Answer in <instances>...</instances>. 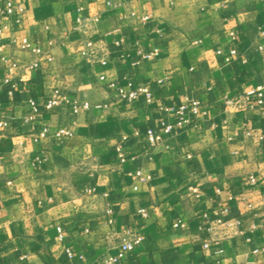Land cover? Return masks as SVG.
Instances as JSON below:
<instances>
[{"label": "crops", "instance_id": "crops-1", "mask_svg": "<svg viewBox=\"0 0 264 264\" xmlns=\"http://www.w3.org/2000/svg\"><path fill=\"white\" fill-rule=\"evenodd\" d=\"M36 47L53 62L29 70ZM7 75L0 264H97L127 231L143 240L117 264H264V101L245 97L264 86V0H0ZM188 100L201 112L180 126Z\"/></svg>", "mask_w": 264, "mask_h": 264}, {"label": "built area", "instance_id": "built-area-1", "mask_svg": "<svg viewBox=\"0 0 264 264\" xmlns=\"http://www.w3.org/2000/svg\"><path fill=\"white\" fill-rule=\"evenodd\" d=\"M13 10H14L13 5L11 2H9L6 12L10 15L14 12ZM26 43H27V41H26ZM91 45L92 44L89 43V46H91ZM32 50L38 56V58L34 62L27 65V67H26L27 69L34 70V69L39 68V67L47 66L53 62V56H52L50 51L42 50L39 47L33 48ZM236 53H237V50L233 49L232 54H236ZM156 54H157V51H154L151 53H145L144 58L145 59H152ZM12 66L16 67V66H18V64L14 63ZM104 79H105L104 76L100 77V80H104ZM7 85H9L10 87L6 88ZM110 87L115 88L122 97H124L125 99H127L129 101H132L134 99L139 98L140 95H142V94L145 95L149 101L152 100V93L148 87H141L139 89L126 90L124 86L119 85V84L114 83V82L110 83ZM17 90H18V84L13 81V78L10 75H7L4 83L0 84V92L6 91L9 95L12 96L16 93ZM263 91H264V86L260 85L257 88H253V89L246 91L245 97L247 99H254L257 104H262L264 101V92ZM64 98H65V95L62 92V90L60 88H55L52 95L43 104L44 110L45 111L54 110L57 106H59L61 104V102ZM29 103L31 105V113H30V115H27L24 118L25 122H27V123H31L34 120V118L36 116H38V114L40 113V106L38 105V103L34 99H30ZM80 106L82 108L89 109L91 105L88 102H84L80 105L76 104L73 107V111L75 113H77L80 110ZM200 108H201V102L200 101L188 100L185 103H183L182 105H180L178 107H174L171 110L175 111L179 115L178 125L182 126L185 124H189L191 121L190 117L187 115V110L190 109L191 113L194 116H198L201 112ZM6 125H7L6 122L1 121L0 122V129L3 130L6 127ZM172 127H173L172 125H166L165 130L167 132H169V131H171ZM62 132H64V131H61V133ZM48 133H49V129L44 128L43 131L39 133L37 139L39 140L43 137H46L48 135ZM147 134H148V139L152 145H155L157 143V141L161 139V136L156 135L153 130H149ZM260 138L263 139L262 136H260ZM252 180L255 181L254 178ZM106 213L108 215H111L112 214L111 209H108ZM216 223L222 224L223 220L218 219L216 221ZM178 225L184 226V224H181V223L175 224V226H178ZM215 225L216 224L209 225L207 230L209 232H213L215 229ZM56 230L58 232V239L60 240V242H64L66 236H65V231H64L63 227L61 225H58V226H56ZM142 240H143V238L140 235H138L137 233H135L133 231H127V233L124 235V237L122 239L121 244L119 245V252L116 255H108V256L102 257L97 262V264H117V263H119L120 261H122L126 257V255L128 253L134 251L142 243ZM204 246H205V248H208L209 243L206 242ZM68 252L71 254L70 250H68Z\"/></svg>", "mask_w": 264, "mask_h": 264}]
</instances>
